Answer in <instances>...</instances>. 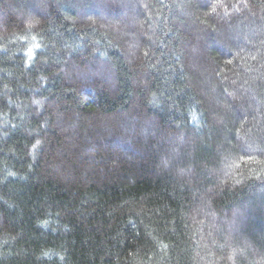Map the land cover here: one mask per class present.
Instances as JSON below:
<instances>
[{
  "label": "trees",
  "instance_id": "16d2710c",
  "mask_svg": "<svg viewBox=\"0 0 264 264\" xmlns=\"http://www.w3.org/2000/svg\"><path fill=\"white\" fill-rule=\"evenodd\" d=\"M0 264H264V0H0Z\"/></svg>",
  "mask_w": 264,
  "mask_h": 264
}]
</instances>
